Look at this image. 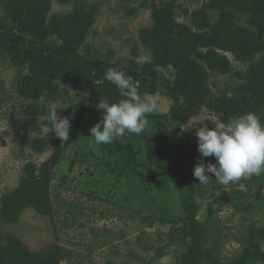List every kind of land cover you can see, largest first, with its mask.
<instances>
[{"label":"rangeland","instance_id":"374dc122","mask_svg":"<svg viewBox=\"0 0 264 264\" xmlns=\"http://www.w3.org/2000/svg\"><path fill=\"white\" fill-rule=\"evenodd\" d=\"M163 1L169 0H79L86 11L93 8L95 11L89 31L80 44L69 50L68 58H82L105 68L122 70L138 83L142 95L147 94L158 104V109L147 116L149 124L144 132L139 135L126 133L107 145H97L90 137L89 130L96 122L91 114L85 115L61 153L60 161L51 170L53 176L48 193L51 215L42 216L28 208L14 224H3L0 219V239L4 245L18 241L31 253H51L60 247L67 256L58 264H177L186 252L177 236L184 239V230L189 228L190 223L185 220L182 209L191 194L197 207L195 229L198 232L195 237L200 240L203 250L198 264H211V261L213 264H264L244 253L253 240L251 226L255 231L264 229V204H255L254 208L244 212L229 203L227 197L233 192H242L244 197L234 194L236 202H253L251 187L258 180H264V173L242 177L226 185L218 183L211 173H205L210 178L207 185L199 184L193 176L197 164L215 163L213 157L201 158L197 151L195 131L201 125L213 128L214 124L208 119L220 115L228 119L253 112L264 122V102L255 104L263 93L264 83L257 86L246 83L252 63L264 59V52L246 63L231 52H225L230 70L207 73L202 88L204 97L197 104L200 112L184 125L172 122L168 115L173 98L168 91L166 95L161 86L170 79L159 78L153 83L151 76L155 75L149 71V63L139 67L134 62L135 57L142 55L153 63L158 54L156 41L145 43L144 36L145 30H152L158 37L152 7ZM218 1L220 7H206L212 0H176L171 11L178 24L186 25L195 34L210 36L215 30L227 33L234 29L239 33L247 30L248 13L235 7L242 9L248 0H224L222 4ZM228 1L232 6L222 8ZM203 9L204 16H195ZM70 11L71 3L64 5L52 0L48 19L51 15H64ZM30 17L6 12L0 5V196L16 186L27 163L39 166L52 154L56 144L52 133L45 137L48 145L41 153L35 152L32 146L35 139L44 137L41 129L48 122L50 105L56 103L67 109L78 100L89 98L84 82H79L76 89L65 94L64 86L57 83V95L50 98L44 95L39 101H26L16 94V72L6 54L11 46L6 33L19 40L25 49L30 50L33 44V48L41 50L42 44L46 43L52 54L65 49L64 39L56 31L45 33L46 25L41 30L30 28ZM257 35L264 39L263 30ZM35 51L30 50L26 60H37L39 54ZM28 61L23 63L28 65ZM103 83L108 85L110 82L105 79ZM110 85L119 93L114 84ZM230 101L233 102L231 105L228 104ZM31 106H37L44 114L37 117L25 114ZM66 109H57L61 118L65 117ZM154 125L159 130L151 129ZM168 136L180 143L186 139L187 153L183 157L182 170L190 177L192 192L172 176H155L146 163V143L166 142L162 138ZM152 146L155 148L154 144ZM131 155L136 161L129 160ZM142 178L153 181L141 183ZM216 198L221 204L215 203ZM161 217H167V221L159 222ZM254 235L259 237L258 232ZM258 243L264 251V239ZM243 255L244 261H241Z\"/></svg>","mask_w":264,"mask_h":264},{"label":"trees","instance_id":"16d2710c","mask_svg":"<svg viewBox=\"0 0 264 264\" xmlns=\"http://www.w3.org/2000/svg\"><path fill=\"white\" fill-rule=\"evenodd\" d=\"M56 1L64 5L71 3L72 11L64 15H51L48 19L52 0H0V5L3 6L6 12L15 13L16 16L30 15V28L41 30L46 25L47 31L45 33L56 31L65 43V49L55 54H52L47 43L46 45L42 44L41 50L33 48L35 45L32 44L30 50L33 52L36 50L35 52L39 54V57L37 60L35 58L30 60L29 58L28 61L26 59L30 56L28 54L30 50L25 49L19 40L11 38L6 33L7 41L11 44L6 50V54L9 56L16 72V94L26 101H39L44 95H46V98L55 97L59 92L57 83L64 86L63 93L65 94L69 90L76 89L79 82H84L89 92L88 99L78 100L69 105L65 111V117L71 121L69 141L62 143L59 138H56V144L50 157L39 166L34 163H27L16 186L1 194L0 219L3 224L16 223L21 213L28 208L35 209L42 216L51 215L52 208L48 197L50 179L53 176L51 170L60 161L61 153L71 142L85 115L91 114L96 123L101 119L100 112L102 110L96 108L99 99L117 102L122 98L119 93L114 91L110 83L108 85L103 83L109 68H105L101 64H95L90 60L82 58L74 60L69 59L67 56L69 50L80 44L84 35L89 31L92 25L91 17L95 9L86 11L79 0ZM223 1L220 0L221 4ZM175 2L176 0H169L153 5L152 16L157 27L158 37H155L156 32L145 30L144 42L155 40L158 45V54H156L154 62L148 64L149 71H152L155 75V77L151 76L153 83L158 82L159 78H163L165 81L169 80V78L164 77L155 70L157 67L163 68L169 77L171 75L174 77V80L168 81L165 86L161 84V86L166 90L165 94L168 95V91L173 98V105L168 115L169 119L172 122L184 125L200 112L197 104L204 97L202 88L208 77L207 73L210 71L227 73L230 70L224 55L225 52H231L242 63L253 61L256 54L263 55L264 39L260 38L257 33L262 30L264 32V0H248L242 9L235 7L239 11L248 13L247 30L240 33L235 29L229 30V33L215 30L210 36L195 34L186 25L178 24L171 11L175 6ZM211 5L220 7L218 0H214V2L212 0L206 7ZM225 6H232V3L228 1L222 5V8ZM204 12V9L200 10L195 16H204ZM2 38L3 41L6 40L5 37ZM26 61H28V65L23 63ZM260 82L264 83V59L253 62L247 72V85L250 83V85L257 86ZM60 97H63V95L61 94ZM263 102L264 90L255 104ZM1 103L2 100L0 99ZM232 103L230 101L228 104L231 105ZM24 113L37 117L42 116L44 111L38 110L37 106H31ZM57 113L60 117L61 112L57 110ZM220 117L222 120L227 121L221 115ZM30 122H33V120L31 119ZM48 123L44 124L48 125ZM155 125L151 129L159 130ZM161 137L162 135L159 138ZM162 139H165L166 142L151 143L148 141L146 143L145 160L147 165L151 166L150 170L153 171L155 176H172L180 184L188 187V192H192L193 185L190 177L182 170L185 164L183 157L187 153L185 150L186 139L183 140V143L169 139V136ZM153 144L155 148H153ZM47 145L48 139L43 137L35 139L32 146L35 152L41 153ZM129 160L136 161L133 155ZM143 181L152 182L153 179L142 178L140 182L143 183ZM263 189L264 180L260 179L251 187L253 202L250 203L243 204L235 201L234 194H240L241 197H244L245 194L242 192H233L227 197L229 203H232L236 209L248 212L255 207V204H264ZM186 200L188 202L182 212L185 215V220L190 224L189 228L186 227V230H184V239H179L177 236L180 245H183L186 250L177 264H198L203 250L202 245L199 244L200 240L195 237L198 232L195 229L197 207L191 194ZM214 201L221 204L219 198ZM166 218H158V221L161 223L166 222ZM257 232L260 238L254 235ZM250 236L251 239L253 237V240L245 248L244 253H247L248 258L264 263V251L258 243L260 239H264V229L255 231L254 226H251ZM66 256L67 252L60 247L55 248L51 253L47 251L31 253L18 241L4 245L0 239V264H58ZM241 261H244V255ZM210 263L213 264L212 261ZM106 264L113 263L108 262Z\"/></svg>","mask_w":264,"mask_h":264},{"label":"clouds","instance_id":"9594fccd","mask_svg":"<svg viewBox=\"0 0 264 264\" xmlns=\"http://www.w3.org/2000/svg\"><path fill=\"white\" fill-rule=\"evenodd\" d=\"M134 62L143 67L150 60L141 55L135 57ZM155 70L174 80L163 68L157 67ZM105 79L116 86L122 98L117 102L99 99L96 108L102 110V117L89 130L90 137L97 145L111 144L126 133L141 134L149 124L147 116L158 109V104L147 94L142 95L138 83L122 70L109 68ZM57 109L66 107L52 103L49 123L42 127L41 132L44 137L52 133L62 143L68 142L71 121L67 117H59ZM208 120L214 124L213 128L201 125L195 131L197 151L201 158L213 157L215 163H199L194 167L193 176L199 184L209 183L210 178L205 173L213 174L218 183L225 185L237 182L242 177L264 173V122L260 116L248 112L229 117L227 121L220 116Z\"/></svg>","mask_w":264,"mask_h":264}]
</instances>
